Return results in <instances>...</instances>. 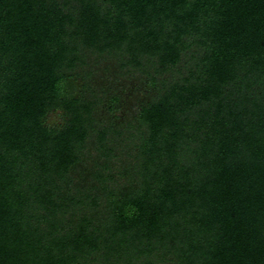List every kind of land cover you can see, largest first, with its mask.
I'll list each match as a JSON object with an SVG mask.
<instances>
[{
	"label": "trees",
	"instance_id": "16d2710c",
	"mask_svg": "<svg viewBox=\"0 0 264 264\" xmlns=\"http://www.w3.org/2000/svg\"><path fill=\"white\" fill-rule=\"evenodd\" d=\"M0 264H264V0H0Z\"/></svg>",
	"mask_w": 264,
	"mask_h": 264
}]
</instances>
